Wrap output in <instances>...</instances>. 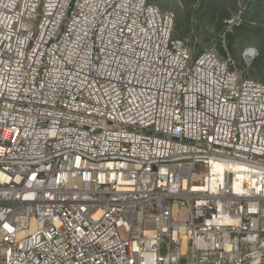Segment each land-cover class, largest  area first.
<instances>
[{
	"label": "built area",
	"instance_id": "2783aa9c",
	"mask_svg": "<svg viewBox=\"0 0 264 264\" xmlns=\"http://www.w3.org/2000/svg\"><path fill=\"white\" fill-rule=\"evenodd\" d=\"M173 26L0 0V264H264V83Z\"/></svg>",
	"mask_w": 264,
	"mask_h": 264
},
{
	"label": "rangeland",
	"instance_id": "374dc122",
	"mask_svg": "<svg viewBox=\"0 0 264 264\" xmlns=\"http://www.w3.org/2000/svg\"><path fill=\"white\" fill-rule=\"evenodd\" d=\"M174 16L173 35L183 38L194 54L212 48L229 55L245 76L264 83V0H150ZM257 55L244 60V50ZM164 236L159 252H167Z\"/></svg>",
	"mask_w": 264,
	"mask_h": 264
}]
</instances>
